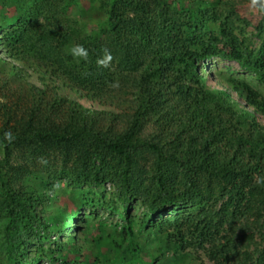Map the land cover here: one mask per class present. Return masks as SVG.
Segmentation results:
<instances>
[{
	"label": "trees",
	"instance_id": "trees-1",
	"mask_svg": "<svg viewBox=\"0 0 264 264\" xmlns=\"http://www.w3.org/2000/svg\"><path fill=\"white\" fill-rule=\"evenodd\" d=\"M82 1L0 0V264H264V96L203 72L264 81L252 0Z\"/></svg>",
	"mask_w": 264,
	"mask_h": 264
},
{
	"label": "rangeland",
	"instance_id": "rangeland-1",
	"mask_svg": "<svg viewBox=\"0 0 264 264\" xmlns=\"http://www.w3.org/2000/svg\"><path fill=\"white\" fill-rule=\"evenodd\" d=\"M82 2H83V5H85L86 7L89 4V1H87V0L82 1ZM11 9H13V8H9L10 14L12 11ZM71 12L76 13L78 15V11H76V10L71 11ZM240 12L242 13V15L244 17H247L248 19H250L254 23H260L261 21L264 20V9L261 8V0H260L259 4L256 3L255 5L253 3L245 2L244 4L240 5ZM247 32H248V37L251 40V45H250L251 50L257 51V56H261L264 59V52H261V53L258 52L259 49L261 48L262 40L258 35H256V29L254 28V26L247 27ZM214 65L219 70H222L223 72L231 71L233 73V75L235 74L234 76L237 79H242V80H245V81L251 83L255 87V89H258L264 96V81L261 79V77L259 76L258 73L243 68L242 65L236 61L216 59L214 61ZM30 79L37 81V77L35 74L31 75ZM62 93L65 95H71V97L78 99L79 101H81L83 104H85L88 107H91V108H99L100 107L97 105V103H94L90 100L82 98L81 96L77 95L76 93L70 91L67 87H63ZM258 117L260 119L262 118V120H263L262 122H264V116L259 115ZM106 189H107L108 193L111 192V186L110 185H107ZM63 204H69V201L67 199H64V200L62 199L60 201V205H63ZM69 205H72V204H69ZM72 207H74V206H71L70 208H72ZM137 212H139V211H137ZM100 214L103 216L104 219H106L108 224L116 223V222L122 223V220L120 217L111 216L110 213L107 211L100 210ZM71 232L74 234H77V232L79 233V231L76 230L75 227L73 228V230ZM68 236H69V234L64 232L60 236V240L65 241V239H68L67 238ZM53 239H55V238L53 237ZM37 246H39V244H37V242H34L31 245L33 250H35V248ZM74 251H75L74 247H71L69 249L70 254H73ZM32 253H33V251H32ZM75 254H77V252H75ZM91 255H93V253L88 252V254H87V252H86L85 257H83V258L85 260H87V259L89 260L91 258ZM84 259L81 258V261H84ZM206 262H208V260H206ZM43 264H48V263L45 262Z\"/></svg>",
	"mask_w": 264,
	"mask_h": 264
},
{
	"label": "clouds",
	"instance_id": "clouds-1",
	"mask_svg": "<svg viewBox=\"0 0 264 264\" xmlns=\"http://www.w3.org/2000/svg\"><path fill=\"white\" fill-rule=\"evenodd\" d=\"M258 2V0H252V3L255 5L256 3ZM261 8L264 9V0H261ZM70 54L74 57V58H82L84 60H87L88 59V51L87 49L83 46V45H75L73 46L70 50ZM219 59V58H218ZM113 60V56L111 55V53L105 49L104 51V56L103 58H100L98 59L97 61V65L99 67H104V68H107L110 64V62ZM216 59H209L207 61H204L203 62V67H204V74H206L207 78H208V81L217 89L219 90H222V89H227L230 93H232L233 97L235 99H237L238 101H241L235 90L233 88L230 87V85L224 81H222L221 79H219L217 76H215L213 73H212V66H215L214 65V61ZM112 87H118V84H113ZM245 103V102H243ZM247 105V107L254 111V107H252L251 105L249 104H245ZM4 139L7 140L9 143H11L13 140H14V135L12 132H6L4 134ZM74 227H72L71 230H73Z\"/></svg>",
	"mask_w": 264,
	"mask_h": 264
}]
</instances>
